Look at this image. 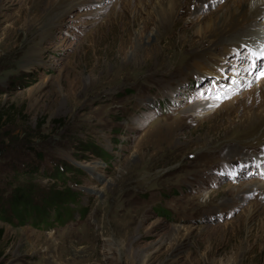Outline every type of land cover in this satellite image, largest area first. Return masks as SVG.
Returning <instances> with one entry per match:
<instances>
[{"label": "rangeland", "instance_id": "1", "mask_svg": "<svg viewBox=\"0 0 264 264\" xmlns=\"http://www.w3.org/2000/svg\"><path fill=\"white\" fill-rule=\"evenodd\" d=\"M196 1L0 0V188L77 195L0 264H264V11Z\"/></svg>", "mask_w": 264, "mask_h": 264}, {"label": "trees", "instance_id": "2", "mask_svg": "<svg viewBox=\"0 0 264 264\" xmlns=\"http://www.w3.org/2000/svg\"><path fill=\"white\" fill-rule=\"evenodd\" d=\"M65 171L71 172V170ZM65 171L61 172L65 173ZM61 172L58 170L54 178L58 183L62 184L61 180H65V178ZM15 175L18 178L16 184H13L11 191L0 188V221L8 222L15 228L27 222L31 223L35 228L54 227L55 222L64 223L65 213L69 211L67 205L76 202L77 195L72 192L73 190L69 188L57 190L55 187L49 193V198H44L42 204H38L41 200H34V194L37 189L33 183L26 180L30 178L31 174L16 172ZM22 176H25L26 179L19 182L23 179ZM61 205H66V209ZM48 208L51 211L48 210L47 212L46 209ZM2 235L3 229L0 228V239ZM1 255L2 251L0 249V257Z\"/></svg>", "mask_w": 264, "mask_h": 264}, {"label": "bare ground", "instance_id": "3", "mask_svg": "<svg viewBox=\"0 0 264 264\" xmlns=\"http://www.w3.org/2000/svg\"><path fill=\"white\" fill-rule=\"evenodd\" d=\"M180 2H181V0H159L158 6H160V8L163 9V11H162V16H163L162 25H164L165 23H168V21L170 19L169 16H170L171 12L176 10V6ZM199 2H200V0L196 1V4ZM232 6L233 7L231 9H229V11L226 12V14L223 15L224 23H223V27H220L221 29H216V28L210 29L212 21H210L208 19L203 20V22L199 25V27L197 29L198 34L201 35L202 39L205 38L208 34H211V32L215 33L213 36L216 37L215 39H219V41L222 39V37H225L224 35H226L228 33H229V36H231L234 31H229V30H231V29L235 30L236 28H239L240 25L244 24L247 21L250 22L253 20L252 18H254L252 15L249 16L247 12H243V13H241L240 18L236 19V14L240 11V8H242V6H245V7L247 6V8L249 10L253 11V13H252L253 15H255L254 14V12H255V13H257V16H259V13H262L264 11V0H233ZM167 11L169 12L168 14H167ZM253 25H254V27H253L254 29L257 28V22L256 21L253 22ZM250 28H252V26Z\"/></svg>", "mask_w": 264, "mask_h": 264}, {"label": "snow or ice", "instance_id": "4", "mask_svg": "<svg viewBox=\"0 0 264 264\" xmlns=\"http://www.w3.org/2000/svg\"><path fill=\"white\" fill-rule=\"evenodd\" d=\"M251 55L256 56V53H255V52H252ZM260 57H264V51H261L260 56L257 57V59H259ZM252 67H253V69L255 70V68H256V64H255L254 61H253ZM261 74L264 75V72H262Z\"/></svg>", "mask_w": 264, "mask_h": 264}]
</instances>
